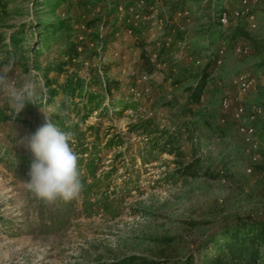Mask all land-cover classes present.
Masks as SVG:
<instances>
[{"label": "rangeland", "instance_id": "rangeland-1", "mask_svg": "<svg viewBox=\"0 0 264 264\" xmlns=\"http://www.w3.org/2000/svg\"><path fill=\"white\" fill-rule=\"evenodd\" d=\"M170 1L103 0L91 7L86 16L96 21L89 27L79 23L75 38L80 43L79 56L57 76L55 71L45 74L42 69L57 58L58 45L37 60L30 49L36 44V22L53 19L57 12L45 8L43 0H3L7 9L0 7V31L6 42L14 30L25 33L22 47L13 52L15 65L9 75L19 86L31 73L46 91L40 92L36 104L26 103L16 115L0 95V107L9 116L0 119V264H120L130 258L133 264H143L188 256L198 263L214 242L221 243L225 228L264 219V170L244 172L249 157L239 128L252 122L248 113L235 116L239 105L248 111L264 107V49L245 54L237 50L243 44L223 42L213 55L217 66L201 103L187 116L205 166L213 173L228 166L233 177L211 176L204 170L198 177L183 176L177 171L178 161L190 159V145L183 144L182 159L154 147L158 128L171 124L170 112L161 101L179 96L183 86L194 80L173 86L163 81L160 72L145 78L139 65L141 42H147L153 59L164 43L171 48V60L190 64L196 72L205 61L195 62L191 51L205 41L194 34L204 32L215 15L204 0L171 19ZM220 2L232 11L242 0ZM247 2L251 12L264 16V0ZM111 9L115 13L105 15ZM177 31L188 34V41L178 40L172 46ZM251 32L264 41L262 28ZM6 49L0 47V67L8 63ZM207 54L204 49L200 58ZM75 72L85 79V89L58 112L64 100L56 95L51 103L46 102V82L58 77L61 83ZM243 73L255 79V87L246 93L231 83ZM106 80L120 84L106 93ZM225 98L229 99L226 109ZM147 119L151 123L143 128ZM47 121L74 133L71 146L79 156L83 183L77 197L53 204L37 200L22 185V180L29 179L35 157L20 141ZM254 125L264 138L263 118Z\"/></svg>", "mask_w": 264, "mask_h": 264}, {"label": "trees", "instance_id": "trees-1", "mask_svg": "<svg viewBox=\"0 0 264 264\" xmlns=\"http://www.w3.org/2000/svg\"><path fill=\"white\" fill-rule=\"evenodd\" d=\"M102 1L43 0L42 4L45 8L51 9L52 13L57 12V14L53 19L44 18L36 22L35 27L38 29L37 37H35L36 44L35 46H31L30 49L34 54V60H37L41 54L50 53L54 44L58 45L57 58L54 62L47 63L45 68L42 69L45 74L55 71L57 76H59L67 71V66H73L74 59L79 56L78 47L80 43L75 39L80 31L81 26L79 23L83 21L88 27L92 26L96 20L88 18L86 12L98 3H102ZM203 1L171 0L168 3L170 18L174 19L179 11L182 13L187 11L191 4L199 5ZM208 1L214 9L215 15H212L204 32L194 34L195 37L201 35L205 41L203 45L196 46L191 51V56H196L195 62L205 61L196 72H193L194 70L190 64L171 60V48L167 47L164 43L158 47L156 59H153L152 55L147 52V42L142 41L139 65L144 76L151 77L155 72H160L163 74V81H171L173 86H182L185 82L191 79L194 80V82L187 86H183L179 96L164 98L161 101L160 105L168 108L170 112L169 122L171 124L170 128L166 126L158 128L159 141L154 143L155 149L159 153L174 154L178 159H182L185 158V154L181 150L182 146L183 144H189L190 159L178 161L180 166L177 171L180 174L198 177L201 171L204 170V173L211 176L223 174L233 177L228 166L223 165L214 171V173L210 172L211 170L207 168L208 166H205L203 156L200 155V146L195 142L196 134L189 124L187 116L193 114L195 107L201 103L209 78L217 66V58H214L213 55L220 51L223 42H229L231 45L243 44L244 46L251 47L255 53H261L264 49V41L251 32L246 17L231 18L227 25H223L219 20L218 13L226 8L221 6L220 0ZM0 7L3 11H6L7 4L3 0H0ZM62 7L65 8L61 9ZM111 13H115V10L105 11V15L107 16H112L113 14ZM166 27L169 29L168 32H171L172 28L169 25ZM24 34V32L14 30L9 35V42L7 43L4 33L0 31V47H7L5 51L7 59L10 57L15 58L13 52L22 47L25 40ZM188 37L189 35L184 32H175L172 46L178 40L188 41ZM204 49L208 50L207 57L200 58ZM1 65L2 63H0ZM36 67L41 69V64L38 63ZM94 77H96V74ZM150 82L152 85L155 84L153 80ZM97 83L99 84L100 81H97ZM119 84L120 82L117 80H106L103 88L106 93H110L112 85ZM46 85L48 87L46 102L51 103L56 95H61L64 100L57 109L59 112L66 107L64 105L68 103L69 99H73L79 94L82 95L86 81L78 72H75L67 74L61 83L58 82V77L48 79ZM6 113V110L0 107V119H9ZM150 123V119L144 120L143 128ZM256 170H264V167L257 166ZM222 237L221 243L217 244L214 242L212 250L209 251L207 249L198 263H196L193 256H188L183 260H148L144 261L143 264H264V219H250L232 224L224 229ZM134 261V259L130 258L120 264H133Z\"/></svg>", "mask_w": 264, "mask_h": 264}, {"label": "clouds", "instance_id": "clouds-1", "mask_svg": "<svg viewBox=\"0 0 264 264\" xmlns=\"http://www.w3.org/2000/svg\"><path fill=\"white\" fill-rule=\"evenodd\" d=\"M15 58L0 67V95H3L15 115L26 103L36 104L41 91H46L42 81L29 73L17 86L9 75L13 72ZM65 113H59L63 116ZM74 133L62 130L56 123L47 121L34 134L24 137L20 143L34 154L28 172L29 179L22 180L23 188L37 200L53 204L57 200L69 201L83 190L79 170V156L71 146Z\"/></svg>", "mask_w": 264, "mask_h": 264}, {"label": "built area", "instance_id": "built-area-1", "mask_svg": "<svg viewBox=\"0 0 264 264\" xmlns=\"http://www.w3.org/2000/svg\"><path fill=\"white\" fill-rule=\"evenodd\" d=\"M218 15L223 25H227L231 18L246 17L251 31H256L260 28L264 30V17L251 12L248 8L247 0H242L241 5L232 11L228 10V8L223 9ZM223 49L221 50L222 52ZM237 50L245 54L251 52V48L246 45L238 46ZM144 77L147 78L146 76ZM231 83L242 93H246L255 87V79L248 73L234 76L231 79ZM222 104L225 109L228 108L229 99L225 98ZM246 108L245 105L237 106L235 116L240 117L248 113V118L252 122L239 128L240 133L243 135V141L247 145L246 152L249 157V163L245 166L244 172L246 175H250L255 172L257 166L264 167V138L258 135L256 126L254 125V122L258 118H263L264 120V107L254 106L249 111Z\"/></svg>", "mask_w": 264, "mask_h": 264}, {"label": "crops", "instance_id": "crops-1", "mask_svg": "<svg viewBox=\"0 0 264 264\" xmlns=\"http://www.w3.org/2000/svg\"><path fill=\"white\" fill-rule=\"evenodd\" d=\"M264 17V16H263Z\"/></svg>", "mask_w": 264, "mask_h": 264}]
</instances>
